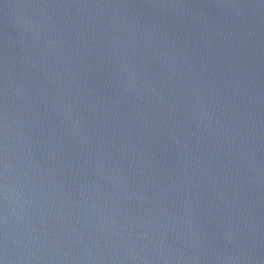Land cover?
I'll return each instance as SVG.
<instances>
[{
    "label": "water",
    "instance_id": "95a60500",
    "mask_svg": "<svg viewBox=\"0 0 264 264\" xmlns=\"http://www.w3.org/2000/svg\"><path fill=\"white\" fill-rule=\"evenodd\" d=\"M0 264H264V0H0Z\"/></svg>",
    "mask_w": 264,
    "mask_h": 264
}]
</instances>
